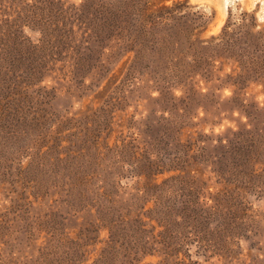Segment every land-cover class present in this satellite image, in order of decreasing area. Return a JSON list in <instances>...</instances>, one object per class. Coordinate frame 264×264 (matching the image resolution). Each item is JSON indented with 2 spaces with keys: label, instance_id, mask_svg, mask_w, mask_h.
I'll list each match as a JSON object with an SVG mask.
<instances>
[{
  "label": "rangeland",
  "instance_id": "1",
  "mask_svg": "<svg viewBox=\"0 0 264 264\" xmlns=\"http://www.w3.org/2000/svg\"><path fill=\"white\" fill-rule=\"evenodd\" d=\"M22 1L0 0V18ZM149 1L152 24L138 44L144 59L126 44L111 51L87 41L84 66L46 72L39 95L30 92L39 112L30 137L11 143L0 136V264H264V189L236 194L226 151L240 132L264 139V0ZM164 3L161 18L155 4ZM186 141L192 143L181 145ZM261 152L263 161L264 145ZM179 156L184 167L177 172L195 193L180 190L173 208L186 225L178 240L184 244L158 246L162 223L148 213L156 200L149 193L138 211L153 225L146 245L153 254L137 248L128 257L120 238L112 254L114 231L126 227L117 207L135 211L147 158L161 157L156 166L166 169L178 167L172 160ZM45 157L53 172L32 175L29 167ZM109 198L115 209L106 207ZM182 202L199 213L188 223L178 214ZM192 224L207 241L197 240Z\"/></svg>",
  "mask_w": 264,
  "mask_h": 264
},
{
  "label": "trees",
  "instance_id": "2",
  "mask_svg": "<svg viewBox=\"0 0 264 264\" xmlns=\"http://www.w3.org/2000/svg\"><path fill=\"white\" fill-rule=\"evenodd\" d=\"M37 1L31 3L23 0L19 6L14 7L13 13L9 11L0 18V109L4 116H0V136L11 143H17L25 136L31 135L39 112L36 110L38 100L36 96L30 95V92L39 95L40 84L45 79L46 72H52L57 68L60 71L66 67L71 69L77 64L84 66L80 61L82 52L80 47L91 39H97V44L102 50L112 51L113 47L126 44L127 52L133 49L136 52V60L144 59L145 52L138 44L152 24L151 15L149 17L151 5L149 0H81L78 4L66 3L63 0ZM168 6L165 3L161 6L155 4L161 18L165 17L161 10L168 9ZM26 29H29L31 34H27ZM35 33H40L36 39L32 36ZM169 45L170 42H166L167 48ZM150 50L149 56L153 52L152 48ZM183 56L184 52L181 51L179 62L185 61ZM244 137L242 132L238 133L236 142L226 147L233 166L231 178L234 184H231V187L237 188L236 194L240 195L264 189V169H258L257 162L251 163L252 160H257L264 165V160H260L264 139L258 136L260 140L256 141L253 134L249 135L247 140ZM190 143L186 141L181 145L188 147ZM8 145L15 148V145ZM2 147L3 144H0V153ZM9 155L14 160L10 151ZM179 158L182 159L179 156L176 161L172 160L178 167L166 169H160L159 164L156 166V160L161 161V157L147 158L148 170L143 172L147 186L146 189H138L135 193L136 200L131 203L135 211L131 206L128 208L124 204L119 205L109 198L112 201L106 207L115 209V206L119 205L116 217L124 222L123 226H126L119 232L114 231L112 254L116 255L118 252L114 244L119 238L121 247L128 257H135L137 248L145 255L153 254L148 250L149 246H146L150 245L149 228L153 225H146L138 211L143 207L139 198L146 197L149 193L150 196L154 195L156 200L153 204L155 212L148 210V213L162 223L159 225V234L154 235L158 246L163 249L174 248L175 251L179 244H184L178 240L180 234L185 237L186 225L179 221V218H174L173 208L178 201L180 190L188 197H195V193L188 192L184 186L186 178L177 172L184 167ZM6 159L7 156H4L2 162L6 163ZM10 164L9 159L8 167H11ZM55 167L51 157L50 159L45 157L42 161L39 158L29 168L31 174L36 177H48ZM164 172L174 173L158 182L157 177ZM84 175L86 178L90 173ZM91 177L92 175L89 176ZM82 180L74 174L72 181L81 187ZM57 181L61 183L62 180ZM182 204L183 206L178 208V214L181 219L186 218L185 223H188L190 214L199 215L197 210H189L188 206L185 208V204L183 202ZM190 227L193 228L197 240L207 241L201 228L197 230L193 224Z\"/></svg>",
  "mask_w": 264,
  "mask_h": 264
}]
</instances>
